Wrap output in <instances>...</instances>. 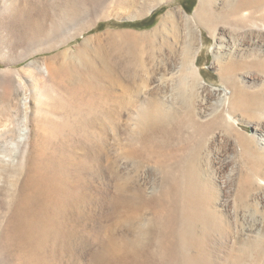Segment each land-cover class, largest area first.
Listing matches in <instances>:
<instances>
[{
  "label": "bare ground",
  "instance_id": "obj_1",
  "mask_svg": "<svg viewBox=\"0 0 264 264\" xmlns=\"http://www.w3.org/2000/svg\"><path fill=\"white\" fill-rule=\"evenodd\" d=\"M160 2L95 0L90 12H63L59 22L45 32L38 28L30 38H41L45 46L39 52H50L96 22L83 26L85 20L105 19L114 10L145 14ZM212 8L211 0H198L192 14L166 11L152 32L121 33L122 46L96 47L89 58L81 48L69 50L41 66L37 77L30 63L0 78V264H77L85 257L87 264H211L207 239L223 227L219 221L228 202L214 206L204 151L209 155L208 145L218 134L243 147L234 113L254 104L235 84L230 61L219 65L230 96L211 89L222 96L220 107L198 117L191 105L193 90L204 87L197 57L204 32L217 37L227 30L229 42L263 35L264 0H240L220 14ZM72 29L77 31L69 37ZM163 31L179 57L170 75L173 89L164 94L158 82L155 91L145 92L157 69L153 60L159 48L152 39ZM259 60L255 69L264 75ZM21 72L35 80L34 95L41 99L26 164L8 157L2 144L27 133L29 99ZM250 165L239 177L240 206L255 183L264 186L260 169ZM101 221L106 223L95 229ZM259 243L238 238L226 250L225 264H249Z\"/></svg>",
  "mask_w": 264,
  "mask_h": 264
},
{
  "label": "rangeland",
  "instance_id": "obj_2",
  "mask_svg": "<svg viewBox=\"0 0 264 264\" xmlns=\"http://www.w3.org/2000/svg\"><path fill=\"white\" fill-rule=\"evenodd\" d=\"M94 1L3 0V2H0V9L4 11L0 10V78L10 77L14 71H21L30 63H35L30 69L33 70L34 76H38L41 66H45L53 56L62 52H69V50L75 53L78 48H81L82 56L86 55L85 57L89 58L88 52L90 51L89 54H93L96 47H103L107 50L112 46H122L121 33L141 34L152 32L158 26L166 11L179 8L181 11L177 9L178 12L192 14L198 2V0H170L165 3V0H161L157 7L148 12L149 14L147 12L139 14L137 12L141 11L138 9L114 10L108 13L109 15H106L105 19L98 16L99 19L85 20L83 26L88 25L89 22H96L82 35L76 36V38L61 47L50 52H39V48L45 46V41L40 42L41 38H37L38 40L33 42V39L30 38L31 34L37 31L38 28H41L44 32L47 31L50 26L59 22L63 12H75V10L90 12ZM239 1L211 0L212 11L218 14L230 11L231 6ZM151 4L155 5L156 3ZM75 30H70L67 35L69 37L74 36L77 31ZM166 33L165 31L160 32L156 39H152V36L148 38L157 43L159 48L157 54L160 55H155L153 63L156 62V64L154 63V68H157L156 74L151 77L152 81L149 80L147 88H143L145 92L155 91L157 89L155 84L158 82L161 83L159 85L163 87H161V91L164 94L168 91V94L172 92L170 75L173 66L179 62V57L178 53L176 54L173 41L166 36ZM67 35H65V39L69 38ZM217 37H212L206 32L203 34L201 41L203 47H200L196 66L203 78L201 80L204 82V87L197 86L191 93L193 100H191V105H193L194 112L202 118L212 112L213 109L220 107L223 98L222 96L212 95V90H218L220 93L225 90L226 94L230 96V87L223 84L219 76V65H226L230 61L235 64V70L232 74L235 84L243 90V94H246L245 97L249 101L252 100L251 103L254 105H252L253 108H249L248 112L241 110L234 113V120L238 122L236 130L239 131L238 133L243 139V147L235 143L234 139H227L218 134L215 141L208 145L209 155L211 154L210 156L207 154L208 159L207 149L204 151L203 157L206 156L205 160H207L204 162V168L216 196L214 206L219 208L220 203L228 202L226 210L223 212V219L219 221L223 227L217 232L213 230L211 236L207 239L206 255L211 264H225L231 246L238 238H241L248 243L253 241L259 243L260 241L259 248L253 251L250 256L249 264H264V186H257L255 183L252 190L246 195V200L242 201L241 206L239 201L236 202L237 187L239 188L238 185L240 184L239 177L249 172L250 164L260 169V177L263 181L262 184H264V75L263 72L261 73L260 70L255 69L256 62L259 59H261L259 61H264V34L256 38L251 36L232 38L229 42V34L227 30H224ZM85 39L89 40L83 43ZM191 40L188 36V42L194 44V48H198V42L194 43ZM165 42L171 47L165 48ZM39 43L44 44L40 46ZM54 43L57 45L59 41H54ZM217 44L227 47L219 49ZM84 51H86V54ZM222 52L223 54H221ZM78 59L83 61V57ZM78 59L76 58V60ZM79 60L76 62H79ZM79 63L81 64V62ZM21 74V77L26 79L29 99L26 110L27 123L24 126L27 133L21 140H18L17 136L7 137L2 140V144L8 157H18L19 160L21 159L24 162L23 164H26L27 157L33 150V133L37 129V122L34 118L36 104L41 99H37L39 97L34 95L35 80L29 78L28 72H21ZM246 161L251 162L248 164ZM246 168L248 169L246 170ZM144 177L147 176H140V180L142 181ZM105 223L101 221V224H97L95 229ZM97 232L98 230L94 231V234ZM210 255L212 256L210 257ZM88 258H81L77 264H87L89 262Z\"/></svg>",
  "mask_w": 264,
  "mask_h": 264
}]
</instances>
